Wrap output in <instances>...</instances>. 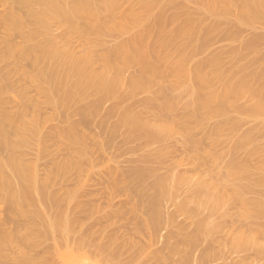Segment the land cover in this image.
Masks as SVG:
<instances>
[{
    "label": "rangeland",
    "instance_id": "rangeland-1",
    "mask_svg": "<svg viewBox=\"0 0 264 264\" xmlns=\"http://www.w3.org/2000/svg\"><path fill=\"white\" fill-rule=\"evenodd\" d=\"M9 1L0 0V17L8 12ZM154 1H156L155 14H159L160 8H164V16L167 19L189 21L197 27L204 25L218 27L207 35L206 44L200 41L199 30L192 31L195 41H199L197 43L193 41L187 47L190 57L185 64L188 68L198 61L210 60L214 57L220 59L219 66L222 70L228 71L226 73L229 78L239 76L242 66L252 72L264 67V59L255 65L252 63L255 57L264 56L263 44L254 45L253 50L249 51L242 49V44L254 35L264 37V29L258 23L253 26L239 24L235 17L229 14L222 19L220 24L205 13L201 6L202 0L194 2L188 0ZM133 3V10L138 13L140 9L137 2ZM122 6V11L126 12L129 9L126 2H123ZM176 28L177 22H171L167 26V31L174 32ZM229 29L233 31L231 38L225 37ZM65 31L64 26L56 31L51 28L49 35L55 36L61 32L63 46H69V40L66 39L68 35ZM37 33L40 34L38 39H41V32L37 30ZM4 35L5 30L0 21V51L4 45L1 39ZM102 36L101 44L103 45L100 44L94 48L95 58L114 46L119 38L126 37L124 35L118 38L114 32L103 33ZM183 43L181 37L176 38L173 45L165 51V55L174 60L176 51L184 45ZM3 63H0V70L5 69L7 64H13L12 60L6 61L5 66ZM93 67L95 69L99 67L96 60ZM214 69L215 66H211L207 68V71ZM137 70V67L133 66L125 71L122 76L123 80L125 78L127 82V79ZM32 72L31 67L28 66L24 68L25 75L22 72H12L10 82L14 86L13 90L4 96L8 101L4 108L16 110V105L23 100H31V104L41 103L40 112L30 111L26 118V121L30 122L32 117L38 116L37 138L35 142L28 145L26 143L28 132L23 128H18L12 135V140L17 143V153L22 154L21 157L26 162L29 161L28 164L34 165L37 178L41 180L55 163L60 164L66 157H69L68 151L71 154L75 151L62 144L59 134L70 126V122L78 124L77 135L85 137L88 153L79 161L76 169L68 171L67 177L62 179L60 176H55L53 179L61 182L53 183L50 190L59 197H69L63 200V203L67 205L66 208H69L67 210H70L68 219L78 216L84 227L90 228L91 226L87 232L88 238L90 237L93 243H107L109 245L107 251L116 252L118 250L121 254L123 253L119 257L120 264L122 260L128 264L129 262L130 264H180L181 255L188 252L190 256L193 255L194 259L190 258L193 264H199L196 260L199 259V254L204 253L215 255V257L228 256L230 258H227L228 263L233 262V264L239 263L236 261L246 254L248 257L246 261L250 262L249 264L263 263V259L257 255L264 256V232L252 231L251 228V231L248 229L246 231L243 227L222 236L219 229L223 225V219L218 217L228 210L230 216L226 220L236 219L242 225L251 222L264 225V114L256 115L247 112L250 103L242 99L238 102L241 108L237 111L229 108L224 114L200 118L193 110L186 107L189 86L185 78L175 77L171 73L165 74V78L158 80L161 86L172 88V85L178 86V81L182 85L179 88L173 87L168 90V95L175 99L174 105L160 119L154 117L153 100L160 88V84L155 82L148 83L147 87L138 86L136 88L131 87L128 82L123 84V87L114 89L112 97H106L87 88L85 89L87 94L83 100L74 102L67 109L54 110L43 104L44 94L37 91L36 84L30 78ZM86 109H92L93 112L83 117L73 114L75 111ZM122 115H133L142 122L162 121L175 128L170 134L149 143L141 131L140 133L137 131L134 121L125 127L119 125ZM186 122L189 126L185 132ZM114 126L117 128L112 135L110 128ZM247 137L250 138V142L240 147V143ZM154 154L165 155L167 162L175 166L171 174H167L165 178L170 187L171 196L163 208L165 212L173 215L174 221L167 223L159 235L155 236L156 238L150 236L142 223L145 216L133 211L132 206L136 198L132 199L127 195L125 186L120 183L121 177H119L120 171L133 167L148 168L149 164L144 160L150 156L154 157ZM35 155H40L38 157L40 159L36 160ZM232 166L237 173L229 170ZM210 171L211 174L216 172L219 175L217 179L210 180V176L206 175ZM158 172L157 174L160 175L164 173L163 171ZM152 180L151 175L147 176L145 184ZM225 185H227L228 192L222 194L223 190H219ZM198 200H201L200 205L197 203ZM76 204H81V206L78 208ZM36 209L33 205L29 206L27 210L31 212L28 214L30 221L16 220L17 224L15 223L16 226L13 228L19 226L21 232L26 226L24 229L30 228L34 231L41 220L34 214ZM4 216L5 205L0 201V220ZM11 224L8 223L5 228L10 230L13 226ZM227 228L225 227L224 230ZM24 231L22 230L21 234ZM30 237L36 240L35 232ZM187 237H191V240ZM128 242L136 247H129ZM53 243L54 241L48 239L40 247L41 250L44 248V253L39 248H36L33 253L40 258L48 259L50 263L65 264L62 259L65 248L63 249L62 245L57 246L58 249L53 248L55 244ZM56 245H58L57 242ZM85 248L83 252L87 256V261L92 264H119L118 259L102 262L101 257L91 254L90 250ZM18 250L17 247H6L3 252L4 258L0 259V262L12 264L9 258L14 257L19 252ZM83 252L80 250L79 254ZM252 256L262 261H256V258L251 260ZM216 259L217 257H212L209 262H213L210 264H221V261Z\"/></svg>",
    "mask_w": 264,
    "mask_h": 264
},
{
    "label": "bare ground",
    "instance_id": "bare-ground-1",
    "mask_svg": "<svg viewBox=\"0 0 264 264\" xmlns=\"http://www.w3.org/2000/svg\"><path fill=\"white\" fill-rule=\"evenodd\" d=\"M134 1L137 2L140 9L138 13L133 10ZM188 1L194 2L195 0ZM123 2L129 5L126 12L121 9ZM155 2L154 0L9 1L8 12L0 17L1 25L5 30V35L1 38L4 45L0 51V63L8 62V60H12L13 63L6 66L3 63L5 69L0 70V201L5 205V216L0 220V259L4 258L3 252L6 247H17L19 256L13 254L14 257L9 258L12 264H53L48 259L40 258L33 253L36 248L40 249L43 242L48 239L54 241L55 244L53 243V246L51 244L53 248L59 247V245H62L63 249L65 248V254L62 255L65 264H92L87 261V256L83 252L86 250L85 247L90 250L91 254L101 257L102 262L118 259L120 264L119 257L123 254L118 250L116 252L107 251L109 248L107 243H93V240L88 238L87 229L89 227H84L78 216L68 219L70 210H67L69 208H66L67 205L63 203V200L69 197H59L50 190L53 183L61 182L57 181V183L53 179L55 176L65 178L68 171L76 169L79 161L88 153L85 137L77 135L79 127L77 123L70 122V126L59 134L62 144L75 151L71 154L67 150L69 157H66L60 164L55 163L43 179L39 180L34 165L28 164L29 161L26 162L21 157L22 154L17 153L18 146L12 140V135L18 128H23L28 132L26 143L30 145L36 141L39 118L35 115L30 122L26 121V118L30 111L40 112L41 103L31 104V100L27 99L28 101L19 102L15 107L16 110L4 108L8 104L4 96L9 94L14 86L10 82L11 74L13 76L12 72L24 74L25 66L31 67L33 72L30 78L36 84L37 91L44 94L45 102L43 104L54 110L67 109L74 102L83 100L86 97L85 89L87 88L106 97H112L114 89L123 87V84L129 82L133 88L147 87L150 82L160 84V79L165 78V74L171 73L175 77L185 78L189 86L186 107L193 110L200 118L224 114L229 108L237 111L241 108L238 102L242 99L250 103L247 112L256 115L264 114V67L252 72L242 66L239 76L229 78L227 70H222L219 66L220 59L214 57L210 60L198 61L188 68L185 64L190 57L187 47L193 41L195 43L199 41H195L192 31L199 30V39L203 44H206L207 35L218 27L216 25L197 27L189 21L167 19L164 16V8H160L159 14H155ZM201 6L209 17L220 24L222 19L231 14L239 24L253 26L258 23L264 29V0H202ZM171 22H177L174 32L167 31V26ZM62 26L66 28L65 34L68 35L66 39L69 40V46H63L61 32L55 36L49 35L51 28L56 31ZM37 30L42 34L41 39H38L40 34L37 33ZM110 32H114L118 38L124 35L126 37L119 38L114 46L95 58L94 48L103 41L102 34ZM232 32L229 29L225 33V37L231 38ZM179 37L183 39L184 45L176 51V58L171 60L168 55H165V51ZM256 44L264 45L262 35H254L242 44V49L253 50V46ZM262 59H264L263 55L257 56L252 60V63L255 65ZM95 60L99 63L97 69L93 67ZM133 66H136L138 70L126 82L122 76ZM211 66H215V69L207 71V68ZM177 84L178 86L172 85V88H179L182 85L180 81ZM159 87L153 100L154 117L157 119L163 117L175 101L168 95V90L172 89L171 86H161L160 84ZM92 112V109H86L75 111L73 114L83 117ZM133 121L137 131L139 133L141 131L149 143L170 134L175 128V126L162 121L142 122L133 115H122L119 125L125 127ZM188 126L189 124L186 122L185 132ZM116 128V126L110 128L112 135ZM249 142L250 138L247 137L239 146L244 147ZM39 156H36L35 159H40ZM144 162L149 164L148 168L133 167L126 171H120L119 177H121L120 183L124 184L127 195L132 199L136 198L132 206L133 211L140 212L145 216L142 223L150 236L156 238L155 236L159 235L167 223L174 221L173 215L165 212L163 208L171 196L170 187L165 178L167 174H171L175 166L171 162H167L165 155L162 154H154V157L150 156ZM229 170L237 173L234 166L229 167ZM158 171L164 173L160 175L157 174ZM116 173L118 174L117 171ZM149 175L153 177V180L145 184V178ZM206 175L210 176V180H215L219 176L216 172L211 174V171ZM226 186L218 190H223L222 194H227ZM200 202L201 200L197 201L198 205ZM32 205L37 208L34 214L41 219L40 223L34 231L30 228L24 229L26 227L24 226L22 230L25 231L21 234L22 230L21 232L19 230L21 227H13L20 219L30 221L28 214L31 212L27 208ZM78 206L81 204L76 207ZM210 209L213 210L212 207ZM228 216L230 213L228 214V210H226L218 217L223 219V225L219 229L222 236L243 227L246 231L252 229V231L260 233L264 232L262 224L257 225L251 222L242 225L236 219L226 220ZM83 217L85 218V216ZM8 223L16 224H11L13 226L8 230L5 228ZM225 227H228L227 230H224ZM33 232L36 234V240L30 237ZM187 239L191 240V237H187ZM107 241L111 242L112 240ZM44 244L46 245V243ZM128 245L131 248L136 247L133 243ZM49 248L51 247L49 246ZM42 249L44 250V248ZM43 250L40 249L41 252ZM80 250L83 253L79 254ZM192 256L189 252L181 255L180 264H193L190 261ZM199 256V259L196 260L199 264L212 263L213 261L209 262L212 257H217L221 264H233V262L228 263L227 258L229 257L224 255L215 257V255L204 253ZM258 256L263 259V263L262 260H259L260 258L254 257L255 260H259L261 262L259 264H264V256ZM254 258L252 256L251 260ZM247 259L245 254L240 256L236 262H239L237 264H249ZM123 262L122 260V264H128V262ZM0 264L5 263L0 262Z\"/></svg>",
    "mask_w": 264,
    "mask_h": 264
}]
</instances>
